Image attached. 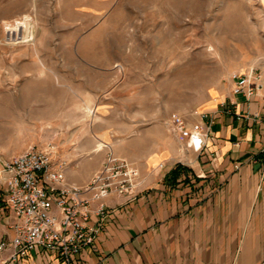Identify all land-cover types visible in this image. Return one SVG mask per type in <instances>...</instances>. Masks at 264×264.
I'll list each match as a JSON object with an SVG mask.
<instances>
[{
	"label": "rangeland",
	"instance_id": "rangeland-1",
	"mask_svg": "<svg viewBox=\"0 0 264 264\" xmlns=\"http://www.w3.org/2000/svg\"><path fill=\"white\" fill-rule=\"evenodd\" d=\"M23 20L26 40L9 31ZM263 68L264 0H0V217L10 157L49 146L76 169L112 154L139 174L173 120Z\"/></svg>",
	"mask_w": 264,
	"mask_h": 264
},
{
	"label": "crops",
	"instance_id": "crops-1",
	"mask_svg": "<svg viewBox=\"0 0 264 264\" xmlns=\"http://www.w3.org/2000/svg\"><path fill=\"white\" fill-rule=\"evenodd\" d=\"M258 72L259 87L249 100L230 95L212 101L201 111L208 118L189 122L211 121L203 150L174 136L150 170L140 168L134 202L105 200L110 215L75 264H264V176L260 162L252 161L263 158L264 145V68ZM97 167L66 166L65 176L83 185ZM13 220L10 212L0 217V234L13 236ZM12 264L60 262L37 250Z\"/></svg>",
	"mask_w": 264,
	"mask_h": 264
},
{
	"label": "built area",
	"instance_id": "built-area-1",
	"mask_svg": "<svg viewBox=\"0 0 264 264\" xmlns=\"http://www.w3.org/2000/svg\"><path fill=\"white\" fill-rule=\"evenodd\" d=\"M259 79L256 69L232 72L231 95L249 100L259 87ZM192 117L205 119L208 114L195 112ZM259 117L255 114L254 120ZM210 125L211 121L208 125L200 121L190 124L176 118L170 127L187 147L199 152L206 147ZM55 153L49 146L30 147L2 163L4 206L14 220L13 236L0 238V264L16 263L37 250L54 256L60 264H75L81 251L93 245L110 215L105 200L116 196L129 202L138 194V171L125 159L108 154L90 179L77 185L66 179L67 164ZM259 155L263 158L252 161L260 162L264 176V145Z\"/></svg>",
	"mask_w": 264,
	"mask_h": 264
},
{
	"label": "bare ground",
	"instance_id": "bare-ground-1",
	"mask_svg": "<svg viewBox=\"0 0 264 264\" xmlns=\"http://www.w3.org/2000/svg\"><path fill=\"white\" fill-rule=\"evenodd\" d=\"M15 24V23H14ZM9 25V24H8ZM14 26V25H13ZM23 27V30L25 31L24 33V40L30 38L32 36V30H33V26L30 24L29 21L27 20H23V22H17L16 25L13 28H10L9 31L10 33H17L18 30H20V28ZM34 31V30H33ZM21 34V32H20ZM9 37V36H8ZM16 38V37H15ZM101 149V144L98 145L97 149L95 151H99Z\"/></svg>",
	"mask_w": 264,
	"mask_h": 264
}]
</instances>
